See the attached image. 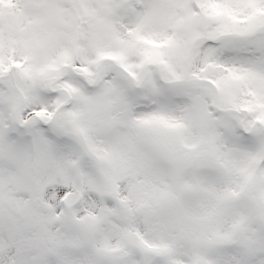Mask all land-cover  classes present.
<instances>
[{
	"label": "snow or ice",
	"instance_id": "snow-or-ice-1",
	"mask_svg": "<svg viewBox=\"0 0 264 264\" xmlns=\"http://www.w3.org/2000/svg\"><path fill=\"white\" fill-rule=\"evenodd\" d=\"M0 264H264V0H0Z\"/></svg>",
	"mask_w": 264,
	"mask_h": 264
}]
</instances>
